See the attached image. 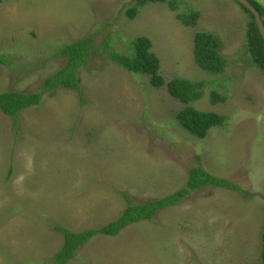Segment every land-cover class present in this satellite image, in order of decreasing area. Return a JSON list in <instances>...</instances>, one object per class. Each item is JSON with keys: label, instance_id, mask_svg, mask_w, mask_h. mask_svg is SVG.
<instances>
[{"label": "rangeland", "instance_id": "obj_1", "mask_svg": "<svg viewBox=\"0 0 264 264\" xmlns=\"http://www.w3.org/2000/svg\"><path fill=\"white\" fill-rule=\"evenodd\" d=\"M255 1L264 21V0ZM178 14L197 21L185 26ZM251 23L237 0H0V94L41 92L15 126L0 111V264H54L55 224L100 229L126 197L164 198L194 168L238 189L206 187L117 236L95 234L67 264H264V71L248 52ZM197 33L218 40L221 72L195 63ZM88 37L95 54L77 72L84 101L65 87L42 90L67 63L61 49ZM138 37L160 60L161 88L109 59ZM174 78L200 82L191 105L226 117L204 139L176 118L186 104L167 89Z\"/></svg>", "mask_w": 264, "mask_h": 264}, {"label": "trees", "instance_id": "obj_2", "mask_svg": "<svg viewBox=\"0 0 264 264\" xmlns=\"http://www.w3.org/2000/svg\"><path fill=\"white\" fill-rule=\"evenodd\" d=\"M137 4L143 6L148 3L164 2V0H135ZM252 5L263 14V9L255 0H248ZM241 6L251 15L252 23L248 28L247 48L251 62L264 71V42L254 16L251 12ZM137 14L136 10L128 11L130 18ZM178 19L185 26H194L197 21V15L189 16L187 14H178ZM94 37H88L79 41L71 42L65 45L60 52V56L67 59L65 67L45 81V88L42 90L54 93L56 88L65 87L81 94L83 99V89L77 72L90 64L91 57L95 54L92 48ZM104 48L107 51L108 41H104ZM132 51L125 53L121 51H112L109 59L124 68L127 72L136 75H147L153 87L161 88L166 84V80L160 74V60L150 52L151 41L146 37H138L132 42ZM218 40L208 33H197L194 39L195 63L204 71L219 73L223 70L226 60L220 54ZM8 62L6 57L0 56V64ZM202 84L193 82L184 78H174L167 82V89L170 95L186 104V107L178 112L176 118L192 136L204 139L211 128L222 126L226 117L216 112L200 111L191 104L202 98ZM41 100V92L26 93L15 90H7L0 94V111L12 118L14 126L17 116L24 110L37 106ZM222 97L213 94L212 102L214 104L223 101ZM223 187L228 189H238L237 185L228 180L214 177L206 174L199 169H192L189 172L187 185L164 198L151 200L145 203H136L130 197H126L127 207L124 213L115 221L101 227L100 229H89L87 231L76 232L55 224L53 229L63 237L61 249L53 256L54 264H67L74 253L84 246L95 234H104L106 236H117L125 227L145 221L152 220L162 209L176 205L188 198L194 191L206 187ZM262 261L264 263V231L262 240Z\"/></svg>", "mask_w": 264, "mask_h": 264}, {"label": "water", "instance_id": "obj_3", "mask_svg": "<svg viewBox=\"0 0 264 264\" xmlns=\"http://www.w3.org/2000/svg\"><path fill=\"white\" fill-rule=\"evenodd\" d=\"M240 4H242L244 7H246L251 14L254 16L255 18V22L258 26V29L261 33V36L263 38V42H264V21L261 17L260 12L252 5V3L248 0H237Z\"/></svg>", "mask_w": 264, "mask_h": 264}, {"label": "bare ground", "instance_id": "obj_4", "mask_svg": "<svg viewBox=\"0 0 264 264\" xmlns=\"http://www.w3.org/2000/svg\"><path fill=\"white\" fill-rule=\"evenodd\" d=\"M81 211V210H80Z\"/></svg>", "mask_w": 264, "mask_h": 264}, {"label": "clouds", "instance_id": "obj_5", "mask_svg": "<svg viewBox=\"0 0 264 264\" xmlns=\"http://www.w3.org/2000/svg\"><path fill=\"white\" fill-rule=\"evenodd\" d=\"M124 69V68H123Z\"/></svg>", "mask_w": 264, "mask_h": 264}]
</instances>
